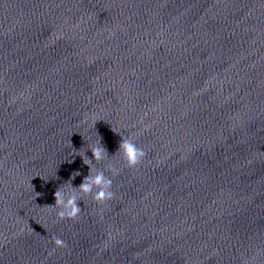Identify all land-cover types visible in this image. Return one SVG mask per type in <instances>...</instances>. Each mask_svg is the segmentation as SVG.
Masks as SVG:
<instances>
[{
	"label": "clouds",
	"instance_id": "9594fccd",
	"mask_svg": "<svg viewBox=\"0 0 264 264\" xmlns=\"http://www.w3.org/2000/svg\"><path fill=\"white\" fill-rule=\"evenodd\" d=\"M92 152V156L96 161H102L107 155V150L102 145L92 146L89 148ZM118 151L122 154V158L129 168H136L143 162L146 157V152L143 148L138 147L135 139L131 136L122 137L119 144ZM71 163V161L69 162ZM86 164H89L91 169V162L85 160ZM108 170L115 176L119 173V170L109 165ZM80 175L79 172L73 173L69 179H74L75 176ZM34 189V186H33ZM79 190L84 196L90 195L92 199L100 205L105 204L107 201L112 200L115 197V193L112 191V179L105 175L104 170L97 171L94 175L85 177V181L79 186ZM41 195L37 193V196ZM56 203L55 205H45L48 207H54L59 209L56 211L58 219H76L81 213V208L78 206V198L75 195H68L59 190L55 193ZM55 247L66 248L67 244L59 237L53 239Z\"/></svg>",
	"mask_w": 264,
	"mask_h": 264
}]
</instances>
